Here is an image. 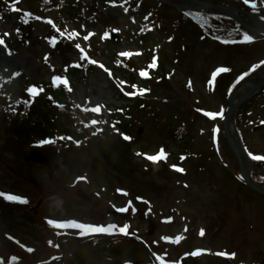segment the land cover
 I'll use <instances>...</instances> for the list:
<instances>
[{"label": "rangeland", "instance_id": "1", "mask_svg": "<svg viewBox=\"0 0 264 264\" xmlns=\"http://www.w3.org/2000/svg\"><path fill=\"white\" fill-rule=\"evenodd\" d=\"M208 2L215 1L209 0ZM256 2L261 4V0H254V3ZM20 6L24 13L34 16L31 23L33 37L29 39L30 44L23 42L19 46L15 68L22 70L32 81L49 80V76L52 74L50 64L57 66L60 60L58 55L49 56V48L43 44L44 42L35 41L36 44L33 45V40L34 36L45 34L46 25L41 24L39 20L43 21L42 18L50 14L43 12L36 5L21 4ZM100 13L102 14L100 15L101 20L96 30H102L103 26L107 25L110 28L122 30L123 39L121 38L118 47L121 51L133 49L131 40L127 36L132 35L129 30L134 22H130L121 15L119 10L102 9ZM245 20L248 21L246 17ZM103 22H106L105 25ZM166 24L169 27L170 38L164 39L163 37L160 48H163L165 54L164 65L167 66L166 71L170 74L168 79L170 84L164 88L160 80L153 78L148 81V86L153 94L173 105L172 107L164 106L161 111L163 114L167 113L171 118L173 130H177L179 125L185 128L188 133L185 135L183 144L184 147L189 145L190 148L187 151L179 147L182 142L178 139V135L163 139L159 128L151 121L147 122L145 127L140 130L141 139L139 140L141 148L146 150L149 155L160 151L161 148L164 149L165 157L163 159L168 162L167 164L173 163V155H177L178 151L188 153L186 157H183V164L189 171L193 169L194 173H190L188 177L184 178L187 179V182L183 185L179 184L181 179L172 178L171 181H167L162 178L161 174H155L152 177L144 176L146 180L149 178L156 182V185L145 184L141 178L142 175H140V164L132 163L126 153H119L114 149L103 147L66 154L65 156L68 158L64 159V165H61L57 158L55 161L47 162L46 166L37 165L31 163L28 157L26 161L30 165H27L24 163L25 153L20 146L26 142V139L14 142V137L12 138L14 141L9 140L8 142L4 136L0 135V193L22 194L25 195L23 199L27 201L26 203L17 201L11 203L12 201L5 198L3 200L11 204H4V206L1 201L2 196H0V264H11V259L14 256L23 258L19 264H33L47 255L58 253L52 249L44 248L48 246L49 232H51L41 220L45 217L79 218L84 223L93 221L96 223L108 222L109 224L111 221H118L119 226H123L126 219L127 224L132 227L130 233L145 239L150 229V222H153L156 224V229L151 243L164 258H173L177 252L163 247L165 243L162 239L167 242L174 241L186 226L189 227L191 237L195 238L193 233L199 237L200 244L205 245L212 240L210 243L216 242L214 244L218 248L216 251L225 253L226 251L220 249H225L228 245H236L234 228L240 227L238 251L234 248H227L228 253L236 251L235 264H256L250 262L258 263L260 259L264 261V196H257L240 187L234 188L235 184H232L228 177L231 172L233 173V170L230 166L228 168L222 166L211 149L209 132L214 129L215 122L213 118L204 114L207 111L221 112L223 104L226 106L228 101L223 96L224 92L214 91V84L209 80L213 69L219 65H226L234 70L232 77L228 80L229 83L236 74L246 70L250 64L254 62L259 64L264 59V45H256L257 47L254 46L248 50H236L230 54L220 47H213L209 42L204 47L206 41H202L201 36L195 35L198 33L197 31H188L186 34L170 19ZM10 26L11 23L0 24V32H10L6 38L15 45L18 30L17 28L9 29ZM228 37L237 38V34H225L222 38L227 39ZM83 41L88 43L86 46L90 52H95L94 55L101 59L104 58L96 53L101 48H107V46H103L102 39H84ZM69 57L71 56L69 55ZM254 72H257V69ZM225 81V75L220 76L222 85L225 84ZM86 83H89L87 90L90 91L91 95L89 96L93 103L119 104V99L115 97L116 91L111 88L104 74L94 73L92 79ZM79 91L82 89L79 88ZM79 94L75 95L78 100H84V97L88 96L86 93L79 92ZM241 94L242 91H239L238 88L235 91V96L239 97ZM176 102H181L186 106L181 107L182 105ZM169 108L174 111L171 113ZM199 110H202L201 114ZM181 118L182 120H179ZM245 141L253 155H264V134L259 136L257 132H248ZM164 146L165 148H163ZM110 150H113L112 155H109ZM189 153L197 154V156L189 155ZM222 155L224 159L229 157L226 153H222ZM231 163L235 165L233 160ZM133 164L137 166L134 167ZM54 172L56 177L63 179L62 183L55 181ZM64 174H69V178L64 180ZM78 177L85 179L78 180ZM111 187L112 189H110ZM80 188L87 192L91 199L79 197L78 190ZM118 189L128 190V195L126 192L117 191ZM56 196L60 198L51 199ZM42 197H47L50 200L45 201L41 210L37 209L35 213V206H39ZM129 200L130 208L124 212L127 213L126 218L123 216L124 213L118 217L109 215L110 208L111 210L127 208L126 205L123 207H119V205H123ZM109 202L111 204H108ZM112 203L118 206L115 207ZM102 204L106 209L104 211H102ZM215 217L220 222V227L216 231L220 232L218 235H213L215 226L218 227L217 224L215 226L211 224ZM200 229L206 231L205 235L200 234ZM232 236L235 238L234 240H232ZM14 237L17 241L27 243L31 248L37 247L39 252L35 251L34 257H29L27 251L22 248L20 250L13 245V241L8 242V238L14 240ZM158 238H162L160 242ZM153 239L155 240L152 241ZM101 242L104 243L103 239ZM130 244L132 243L129 241H122L117 245L113 244V246L109 244L107 252L100 245L95 248L87 243L79 246L72 244L69 251L73 258L69 264H116L118 260H127V257L134 254ZM119 245L124 246L118 247ZM99 247L101 249H98ZM259 250L261 253L257 258L252 257ZM140 258L147 259V256L140 253Z\"/></svg>", "mask_w": 264, "mask_h": 264}, {"label": "trees", "instance_id": "2", "mask_svg": "<svg viewBox=\"0 0 264 264\" xmlns=\"http://www.w3.org/2000/svg\"><path fill=\"white\" fill-rule=\"evenodd\" d=\"M78 3L68 4V10L73 16H76L79 11L77 7H80L81 4ZM150 9V2L146 1L143 4L142 12L146 13ZM11 65V59L0 52V72L9 77L10 72L8 70L5 71V69H11ZM28 83L24 78H20V80L6 85L4 92L9 97L10 106L4 103L5 101L2 100L4 97L0 95V130L4 134H12L17 140L22 137L31 138L33 136L41 138L54 134H66L84 138L88 129L83 128L81 122L87 123L90 116L78 108H73L70 103V94L67 91L62 89L55 90L50 85H47L51 97L48 95L40 96L32 105L14 100V96L17 98L25 96V88ZM54 101L59 102L60 105L64 104L63 107L53 106ZM142 104L141 101L136 102L137 106ZM145 109L148 110L149 114H153L150 106L145 105ZM152 117L159 119L154 114ZM120 128L126 133L134 129L133 124L129 121H125ZM118 152H123V150L120 149Z\"/></svg>", "mask_w": 264, "mask_h": 264}, {"label": "snow or ice", "instance_id": "3", "mask_svg": "<svg viewBox=\"0 0 264 264\" xmlns=\"http://www.w3.org/2000/svg\"><path fill=\"white\" fill-rule=\"evenodd\" d=\"M16 2H19V0H16ZM245 4H253L254 5V0H244ZM13 10L15 11H19V9L14 8ZM125 11H127V9H125ZM30 15V13H29ZM37 19H39V17H37ZM48 23H52L51 20L48 21ZM5 36L8 35V33H4ZM63 35V33H62ZM70 35L75 36L76 33L72 32ZM84 39H88L87 36L84 37ZM243 40L245 42H251L253 40V36L249 35L248 33H244L243 34ZM0 45H4V39L2 37H0ZM77 49H80V45L77 44L76 45ZM9 54H11V52H9ZM121 55L127 56L130 55V53H121ZM84 57H82L83 59ZM45 59H47V57H45ZM90 63L92 64H96L97 62L95 60H91ZM259 64H264V60L260 61ZM77 67H79V65H76ZM101 68H104L103 64L99 65ZM259 65L258 64H254L252 66V69L257 68ZM105 71H108V69H104ZM228 71L227 68H218L217 72H225ZM145 73H141V75H144ZM249 73L248 72H244L240 77L239 80H243L244 77H246ZM13 76H17L19 75V73H12ZM54 81H59L60 83H62L65 87H67L68 91H71V88L68 87V80L67 78L61 77V76H55L53 77ZM133 87H135V85H133ZM26 91L30 94V96L35 97L36 95L39 94L40 91H42V89H38L36 86H30L29 88L26 89ZM128 95H131L133 93H126ZM25 103H27L25 101ZM58 107H63V105H58ZM101 105H97L96 107L92 108L91 111L93 112H100L101 109ZM207 117L210 118H216L217 116H222V111L221 112H212V111H207L204 113ZM92 124H96L98 123V121L96 120H92L91 121ZM261 123H264V121H261ZM87 126V125H86ZM97 131H100V129H97ZM215 131V129H214ZM96 133L94 132L93 135H95ZM123 138L125 140H129L130 137L127 135H124ZM61 139H63V137H61ZM68 139H72V137H68ZM51 141L48 140H44L41 141L40 143H49ZM77 145H79L80 141H76ZM250 156H252L253 160H257V161H261L264 160V156H260V155H252L251 153H249ZM165 157V152L163 149H161L157 154L155 155H147V159L149 161H152L153 163L158 162L159 160L163 159ZM173 167H175L173 165ZM182 171V169H181ZM79 179H85L83 177H78ZM117 191H123L121 189H118ZM0 196H4L7 200L9 201H17V202H24L26 203L27 201L24 200L22 197L18 196V195H13V194H6V193H0ZM139 199V198H138ZM117 211L120 212H126L127 208H120L117 209ZM47 223L51 226H54L56 228H74L79 230L78 231V235H99V234H105V235H113L115 233H121V234H128V229H129V225L128 224H124L123 226H118L117 224L114 223H109V224H93V223H84V222H78L76 220H53V219H48ZM201 235L204 234L203 230H201L200 232ZM167 239V238H165ZM51 243V242H50ZM29 252L32 251L31 248L28 249ZM193 255H199V251L192 253ZM219 255L225 256V255H229L228 253H218ZM234 255V254H231Z\"/></svg>", "mask_w": 264, "mask_h": 264}, {"label": "water", "instance_id": "4", "mask_svg": "<svg viewBox=\"0 0 264 264\" xmlns=\"http://www.w3.org/2000/svg\"><path fill=\"white\" fill-rule=\"evenodd\" d=\"M207 7H210V6H207ZM222 9H224L225 11L230 12V13L232 12V9H228V8H226V9L222 8ZM262 85H264V79L258 83V85L256 86V88L253 91H255L256 89L260 88ZM232 143H233V145H234L233 147H234V149H235V151H236V153H237V155L239 157V161H240L241 167H242V169H243V171L245 173L247 181L249 182L250 180H249V177H248V172H249V169L252 167V163L250 162L249 159L246 158L247 165H246V167H244V165L242 163V160H241V156H240V147L233 140H232ZM258 190H260L261 192L264 193V190H261V189H258Z\"/></svg>", "mask_w": 264, "mask_h": 264}, {"label": "bare ground", "instance_id": "5", "mask_svg": "<svg viewBox=\"0 0 264 264\" xmlns=\"http://www.w3.org/2000/svg\"><path fill=\"white\" fill-rule=\"evenodd\" d=\"M246 85V84H245Z\"/></svg>", "mask_w": 264, "mask_h": 264}]
</instances>
